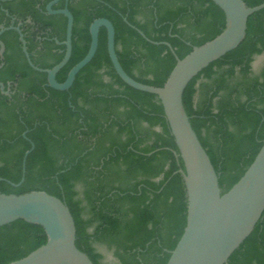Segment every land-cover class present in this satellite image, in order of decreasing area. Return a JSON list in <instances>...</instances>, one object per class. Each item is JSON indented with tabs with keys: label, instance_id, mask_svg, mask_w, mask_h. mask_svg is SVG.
<instances>
[{
	"label": "trees",
	"instance_id": "1",
	"mask_svg": "<svg viewBox=\"0 0 264 264\" xmlns=\"http://www.w3.org/2000/svg\"><path fill=\"white\" fill-rule=\"evenodd\" d=\"M255 7L264 0H243ZM0 25L10 16L41 22L47 38L65 39L66 19L42 17L36 0H0ZM44 8V7H42ZM73 15L72 53L56 80L87 54L90 24L109 20L123 70L142 84L162 87L176 59L217 37L223 12L211 0H78ZM44 18V19H43ZM53 31L47 33V29ZM50 29V30H51ZM41 33V32H38ZM33 64L51 69L65 47L38 41L23 29ZM44 35H42L43 37ZM0 41V192L42 191L63 201L76 228V247L93 264H109L97 246L112 250L117 264H167L186 226L183 163L158 98L137 91L116 75L100 29L95 56L68 91L47 86V76L28 65L19 36ZM264 9L247 20L244 40L187 85L183 105L218 176L222 194L244 175L264 142ZM25 134V137H24ZM25 161L22 178L23 158ZM47 241L38 225L16 221L0 227V264L26 257ZM227 264H264V213Z\"/></svg>",
	"mask_w": 264,
	"mask_h": 264
},
{
	"label": "water",
	"instance_id": "2",
	"mask_svg": "<svg viewBox=\"0 0 264 264\" xmlns=\"http://www.w3.org/2000/svg\"><path fill=\"white\" fill-rule=\"evenodd\" d=\"M211 1L224 14L223 31L204 45L193 47L183 59H179L169 46L176 64L162 87L137 82L123 70L115 51L114 27L105 18L96 19L90 24L91 40L87 54L69 71L66 80L58 83L56 75L71 57L74 21L67 8H51L57 0L48 4L47 12L63 15L67 19L65 53L62 60L51 69H39L32 64L19 27H0V36L9 30L18 33L29 66L46 74L47 86L56 91H68L77 74L91 62L98 48L100 29L104 28L108 56L116 75L127 86L158 98L179 153H175V156L180 157L183 163V169L178 173L182 176L187 198L186 226L176 247L170 252L167 264H227L230 256L250 235L264 213V142L240 180L222 194L218 176L183 105L184 91L192 79L211 63L236 49L245 38L248 18L264 9V3L247 7L243 0ZM3 52L4 45L0 41V55ZM0 89L3 90L1 84ZM30 144L31 149L23 158L20 183L24 180L26 157L34 148L33 143ZM16 221L40 226L47 241L26 257L10 264H93L76 247L74 219L67 205L60 199L42 191L22 195L0 192V227Z\"/></svg>",
	"mask_w": 264,
	"mask_h": 264
},
{
	"label": "flooded vegetation",
	"instance_id": "3",
	"mask_svg": "<svg viewBox=\"0 0 264 264\" xmlns=\"http://www.w3.org/2000/svg\"><path fill=\"white\" fill-rule=\"evenodd\" d=\"M2 1H5V0H2ZM16 1H19V0H16ZM53 1H55V0H36V4L34 5V8L36 9V10H39V15H41L42 17H49L50 19H53V18H65L63 15H60V14H56V15H53V14H49L48 12H47V6H48V4H50L51 2H53ZM78 0H57V2H55L52 6H51V8L53 9V10H62V9H64V8H67L68 10H69V8H68V5H69V3H75V2H77ZM1 3V2H0ZM42 7H44V8H42ZM1 10L4 12V14L6 15V17L7 18H9V20H10V24H9V26H11V25H14V26H16V27H19V29H20V31H21V33H22V35H23V38H24V34H23V29H25V28H27V27H29V30L31 31V34H36V36H35V40L36 41H38L39 43H37V46H36V48H35V50L32 52L33 53V56L35 57V58H37L38 59V57L40 56V54H39V52L41 51V49H42V44H41V42L42 41H45V40H50V41H52V40H54L55 42H56V44H58V45H63L64 47H65V45H64V42H65V39H64V41H62V42H59L56 38H47L46 37V35L47 34H45L46 32H43V31H40V29H41V22H39V23H34V22H32V19H31V17H26V19L23 21V20H21V19H19L20 17H18V18H16V17H13V16H10L9 15V13H8V11L7 10H4V9H2L1 8ZM70 11V10H69ZM7 12V13H6ZM72 14V13H71ZM73 16V15H72ZM44 19V18H43ZM66 19V18H65ZM73 21H74V18H73ZM66 24H67V19H66ZM73 24H74V22H73ZM9 26H5L4 24H1L0 25V27H9ZM51 29V28H50ZM49 28L47 29V33H49V32H51V31H53L52 29L50 30ZM73 30V29H72ZM9 31H13V30H9ZM6 32H8V31H6ZM14 32H16V31H14ZM38 32H41V33H38ZM5 33V32H4ZM3 33V34H4ZM17 33V32H16ZM2 34V35H3ZM18 34V33H17ZM1 35V36H2ZM42 35H44L43 37H42ZM65 35H66V29H65ZM0 36V37H1ZM19 36V35H18ZM20 41V40H19ZM25 43H26V41H25ZM22 44V43H21ZM25 46H26V44H25ZM5 49V48H4ZM26 50H27V47H26ZM22 51H23V49H22ZM24 53V52H23ZM28 53V52H27ZM64 53H65V50H64ZM25 55V54H24ZM28 55H29V53H28ZM64 56V55H63ZM26 58V57H25ZM29 58H30V55H29ZM40 58V57H39ZM62 60V59H61ZM26 61H27V59H26ZM30 61H31V59H30ZM32 62V61H31ZM28 63V62H27ZM32 64H33V62H32ZM29 65V64H28ZM34 65V64H33ZM35 66V65H34ZM35 67H37V66H35ZM31 68V67H30ZM37 68H39V67H37ZM32 69V68H31ZM39 69H41V68H39ZM35 71V70H34ZM37 72V71H36ZM40 73V72H39ZM1 84V83H0ZM2 86H3V90H1L0 89V92L3 94V95H9L11 92H10V90L8 89V90H5V88H4V85L3 84H1ZM97 250H98V246H97ZM99 251V250H98ZM100 252V251H99ZM101 253V252H100ZM102 254V253H101ZM103 255V254H102ZM104 256V255H103ZM104 262H106V260H105V257H104ZM107 263V262H106Z\"/></svg>",
	"mask_w": 264,
	"mask_h": 264
},
{
	"label": "rangeland",
	"instance_id": "4",
	"mask_svg": "<svg viewBox=\"0 0 264 264\" xmlns=\"http://www.w3.org/2000/svg\"><path fill=\"white\" fill-rule=\"evenodd\" d=\"M263 65H264V55L261 57H256L254 62L252 63L253 72L258 74ZM98 250L104 255L107 263L117 264V259L115 258L112 250H109L105 246H98Z\"/></svg>",
	"mask_w": 264,
	"mask_h": 264
}]
</instances>
